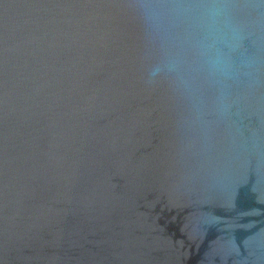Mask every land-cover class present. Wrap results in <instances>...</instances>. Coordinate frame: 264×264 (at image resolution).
Segmentation results:
<instances>
[{
    "label": "water",
    "instance_id": "95a60500",
    "mask_svg": "<svg viewBox=\"0 0 264 264\" xmlns=\"http://www.w3.org/2000/svg\"><path fill=\"white\" fill-rule=\"evenodd\" d=\"M0 264H264V0H0Z\"/></svg>",
    "mask_w": 264,
    "mask_h": 264
}]
</instances>
